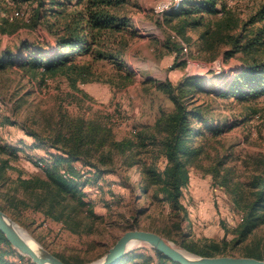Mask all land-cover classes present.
Returning a JSON list of instances; mask_svg holds the SVG:
<instances>
[{"label":"rangeland","instance_id":"1","mask_svg":"<svg viewBox=\"0 0 264 264\" xmlns=\"http://www.w3.org/2000/svg\"><path fill=\"white\" fill-rule=\"evenodd\" d=\"M41 1L0 0V52L15 54L23 41L49 54L57 50L58 18L41 13L45 16L37 20L38 11L50 3L41 6ZM156 1L125 0L118 6L115 12L126 19L128 30L113 34L116 41L109 43L120 55L79 54L80 74L43 73V67H25L17 57L0 70V163L8 160L0 175V204L46 250L70 262L102 258L133 228L161 233L187 250L186 245L218 246L222 254L264 255V223L239 238L236 226L245 212L235 208L240 189L264 175V95L252 100L218 96L253 55L264 58L262 48L227 54L235 47L229 34L239 33L264 9V0H218L219 11L205 13L207 23L197 27L188 24L193 16H157ZM230 17L240 28L223 27ZM247 27L242 31L248 34L264 27V18ZM209 29L214 37L203 34ZM32 49L21 51L26 55ZM192 76L208 92L190 93L189 105L201 104L208 121L223 127L214 134L203 124L206 133L196 137L194 145L203 143V150L188 163L185 210L177 215L157 185L143 190V170L164 166L158 120L175 106L164 85L175 87ZM69 149L79 151L72 156ZM58 156L66 157L63 166L73 165L82 174L85 195L79 202L70 194L50 214L49 202L19 184V175L45 176L43 166ZM147 256L159 260L153 247L139 242L118 264H140Z\"/></svg>","mask_w":264,"mask_h":264},{"label":"trees","instance_id":"2","mask_svg":"<svg viewBox=\"0 0 264 264\" xmlns=\"http://www.w3.org/2000/svg\"><path fill=\"white\" fill-rule=\"evenodd\" d=\"M49 2L46 4L47 7H43V11H38L37 20L50 13L58 18L57 24L59 25L55 29L57 50L49 54L23 41L15 54L10 49L0 52V70L15 64L14 58L17 57L23 61L21 64L25 67L29 66L35 69L43 67V73L54 75L72 70L73 73L80 74L84 66L76 60V56L79 54L91 55L98 59L120 55L121 50L117 47L112 49L109 42L111 40L116 41V38L112 36L113 34L120 32L121 29L128 30L126 19L115 12V9L121 6L125 0H50ZM217 4L218 0H186L181 7L172 9L166 14L171 15L170 19L180 16L183 18L193 16L188 24L197 27L207 23L205 13L210 15L219 11ZM40 5L44 6L45 0H42ZM69 6L72 8L71 12H69ZM41 13L45 15H41ZM61 17L66 19L61 21L59 19ZM263 18L264 9L257 11L242 26L238 20L233 17L229 18L226 26L223 27L232 28L236 26L240 28L241 26L242 28L237 34H229L235 47L227 51L228 55H232L238 50L250 54L256 49L262 48L264 50V27L249 34L247 31H242L247 30L248 23H255ZM50 28L53 30V25H50ZM203 34H211L213 37L216 35L215 33L212 34L210 29ZM214 40L215 38L211 39V44ZM30 48H33L30 53L22 54V49L29 50ZM164 89L175 103L174 109L160 116L158 120L161 133H163L161 142L164 148V166L160 169L156 165L150 168L145 167L142 188L147 191L149 187L157 185V192L160 197L172 206L175 214L180 215L185 210L182 201L183 188L190 180L188 163L192 158L201 154L203 150V143L194 145L196 137H201L206 133L204 125L209 126V131L214 134H218L223 126L218 127L213 122H209L210 118L201 104L189 105L194 100L192 96H189L190 93L208 92L197 77H188L175 87L166 83ZM261 95H264V58H258L255 55L246 62V66L236 74L230 84L218 92L220 97L236 96L242 100H252ZM79 145L77 144V147ZM0 146L4 148L3 145ZM77 151L79 149L76 151L69 149L67 153L76 156ZM65 160V156H58L53 159L52 163L43 166L45 176L24 177L19 175V184L32 193L38 194L40 200L49 202L50 206L47 211L50 214H53L54 211L52 206L66 199L70 194L78 197L79 202L85 195L80 188L82 174L73 165L63 166ZM7 162L6 159L0 163V175L3 177ZM100 174V171L95 170L97 177ZM12 198L7 195L8 200ZM235 200V208L245 212L244 221L236 226L239 238L244 239L254 228L264 223V175L253 177L248 188L243 186ZM82 202L83 204L87 203L86 201ZM0 207L4 210L7 209L1 204ZM186 247L202 255L222 254L218 246H213L212 249H198L190 245H186ZM157 254L159 257L157 263L153 262L150 256H147L143 258L140 264H180L159 251ZM242 255L264 258V255L257 251H248ZM57 256L66 262H70L61 255ZM0 264L36 263L14 248L0 230Z\"/></svg>","mask_w":264,"mask_h":264},{"label":"water","instance_id":"3","mask_svg":"<svg viewBox=\"0 0 264 264\" xmlns=\"http://www.w3.org/2000/svg\"><path fill=\"white\" fill-rule=\"evenodd\" d=\"M0 230L5 234L14 248L29 257L36 264H85L66 262L54 253L46 250L41 244L37 247L13 217L0 207ZM146 243L155 250L180 264H264V258L248 255L216 254L202 255L176 245L167 236L146 229L133 228L125 231L110 246L105 255L86 264H118L132 249L131 244Z\"/></svg>","mask_w":264,"mask_h":264},{"label":"built area","instance_id":"4","mask_svg":"<svg viewBox=\"0 0 264 264\" xmlns=\"http://www.w3.org/2000/svg\"><path fill=\"white\" fill-rule=\"evenodd\" d=\"M186 0H158L154 4V12L157 16L163 17L168 11L181 7ZM183 52L188 53V46L184 42Z\"/></svg>","mask_w":264,"mask_h":264},{"label":"bare ground","instance_id":"5","mask_svg":"<svg viewBox=\"0 0 264 264\" xmlns=\"http://www.w3.org/2000/svg\"><path fill=\"white\" fill-rule=\"evenodd\" d=\"M25 230V229H24ZM26 231V230H25ZM26 234L28 235V237L32 240V242L37 246V247H41L40 243L35 240L33 238V236H31L27 231H26ZM136 244V243H135ZM135 244H131L130 247H134Z\"/></svg>","mask_w":264,"mask_h":264}]
</instances>
